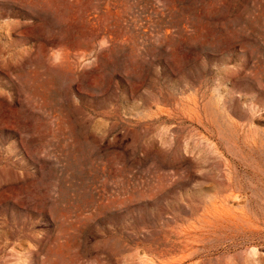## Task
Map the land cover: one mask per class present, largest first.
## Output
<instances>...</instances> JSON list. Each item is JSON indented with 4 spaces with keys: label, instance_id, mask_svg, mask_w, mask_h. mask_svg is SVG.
Here are the masks:
<instances>
[{
    "label": "rangeland",
    "instance_id": "rangeland-1",
    "mask_svg": "<svg viewBox=\"0 0 264 264\" xmlns=\"http://www.w3.org/2000/svg\"><path fill=\"white\" fill-rule=\"evenodd\" d=\"M0 264H264V0H0Z\"/></svg>",
    "mask_w": 264,
    "mask_h": 264
}]
</instances>
